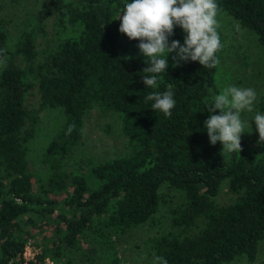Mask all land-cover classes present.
<instances>
[{"label":"trees","instance_id":"trees-1","mask_svg":"<svg viewBox=\"0 0 264 264\" xmlns=\"http://www.w3.org/2000/svg\"><path fill=\"white\" fill-rule=\"evenodd\" d=\"M35 1L13 39L0 18L7 57L0 68V264H71L86 238L89 257L120 264L115 239L162 206L169 230L144 241L151 264L154 256L168 264H264V143L256 131L255 144L241 140L242 151L228 154L209 143L204 127L207 106L222 91L219 65L173 67L171 53L158 88L145 87L139 41L118 31L131 0ZM216 2L218 19L238 24L264 54V0ZM184 35L177 27L169 40L183 44ZM168 88L176 106L165 117L145 97ZM94 110L118 122L122 156H74ZM253 112L264 114V92ZM30 245L39 253L28 260Z\"/></svg>","mask_w":264,"mask_h":264},{"label":"clouds","instance_id":"clouds-1","mask_svg":"<svg viewBox=\"0 0 264 264\" xmlns=\"http://www.w3.org/2000/svg\"><path fill=\"white\" fill-rule=\"evenodd\" d=\"M221 9L216 0H131L124 5L119 15L118 31L129 40H138L139 53L146 59L142 83L145 87L156 89L160 75L168 68V55L173 67L182 62H198L206 68H215L220 63L217 53L223 49L218 16ZM179 27L184 35L183 44L179 40H169L174 29ZM239 30V25H236ZM7 67V57L0 50V68ZM257 94L248 87L227 86L213 97L207 106L208 118L204 127L211 145L221 144V151L231 154L242 151L241 135L245 133V121L241 118L244 111L252 112ZM153 101L152 110H158L165 117L172 115L176 106L171 88L160 92L153 91L145 97ZM219 110L218 115L211 113ZM259 143H264V114L254 116ZM76 128L75 123L68 125L66 135ZM153 264H168L161 256H154Z\"/></svg>","mask_w":264,"mask_h":264},{"label":"rangeland","instance_id":"rangeland-1","mask_svg":"<svg viewBox=\"0 0 264 264\" xmlns=\"http://www.w3.org/2000/svg\"><path fill=\"white\" fill-rule=\"evenodd\" d=\"M37 6L38 3L35 0H0V18H5L9 21L8 28L11 39L14 38L19 26L29 19V16ZM218 20L225 36L218 67L219 86L221 89L230 85L245 88L251 87L255 89L258 98L259 94L264 92V54L253 42L251 34L237 30L234 24L229 25L223 18ZM255 104L256 101L254 106ZM48 115H46L44 120L49 121L50 116ZM255 115L256 113L253 111H244L241 114V118L246 125L250 124V127H245V133L241 135V140L254 144L257 140L256 126L253 121ZM54 116H56V112L51 113V117ZM50 121L52 122V120ZM83 130V140L81 145L74 151L75 157L85 153L86 156L93 157L97 161H104L124 153V141L118 122L111 117H102L97 110H94L85 118ZM72 160L73 156L69 158L70 162ZM162 192L168 194L169 197L173 196L172 192H167L166 190H162ZM226 199V196L220 197L219 201H226ZM166 213L167 207L162 206L152 219L153 221L151 220L138 229L115 239L120 264H151L144 241L149 237L158 236L169 230V221ZM91 245L92 240L90 238L84 239L81 245L69 255L71 264H90V262L91 264H103L102 259L96 255L91 254L89 257L88 252ZM259 252L261 255L264 254V243L261 245ZM37 253H39V250L30 245L25 249L24 257L30 260ZM43 264L54 263L45 259ZM240 264L248 263L243 261ZM255 264H259V261H256Z\"/></svg>","mask_w":264,"mask_h":264}]
</instances>
